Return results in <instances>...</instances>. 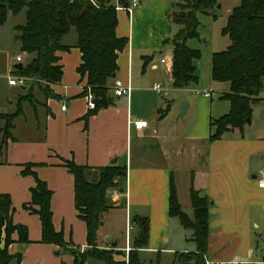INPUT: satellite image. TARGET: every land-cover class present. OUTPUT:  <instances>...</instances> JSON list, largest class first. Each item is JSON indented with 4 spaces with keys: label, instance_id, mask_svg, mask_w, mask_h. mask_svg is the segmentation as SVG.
<instances>
[{
    "label": "crops",
    "instance_id": "1",
    "mask_svg": "<svg viewBox=\"0 0 264 264\" xmlns=\"http://www.w3.org/2000/svg\"><path fill=\"white\" fill-rule=\"evenodd\" d=\"M139 1V7L132 13L117 11L116 35L128 41L117 56V70L110 82L111 101L107 107L85 117L90 109L86 97L79 95L85 80L80 81L76 71L81 54L75 47L76 39L69 41L64 36L62 42L70 48L57 52L63 74L58 84L50 85L59 99H47L43 111H35L23 103L22 114L13 120L11 138L2 140L0 135L3 154L0 193L10 196L13 223L27 228L29 240L25 245L13 242L8 250L11 254L21 253L20 264L63 263L54 255L59 251L58 246L40 242L38 216L23 208L30 201V189L35 185L32 175L21 174L23 165L35 164L32 170L52 192L54 229L62 231L65 242L87 247L86 226L74 207L73 176L62 165V160L72 159L79 165L102 167L112 165L110 162L117 159L113 165L126 168V187L115 195L110 192L112 207L103 215L101 227H105L108 216L124 219V244L108 230L102 232V239L100 227L98 247L121 251L125 259L133 249L137 232L133 218L146 217L148 241L138 250L143 264H182L177 253L193 250V243L187 240L179 221L169 216L168 199L172 179L182 205L176 175L184 173L187 204L190 205L191 186L201 197L209 199L207 264L263 262L264 189L259 188L258 179L264 170V96L252 106L251 120L241 131L233 128L220 139L210 140V120L222 116L230 108L229 101L221 97L228 91V83L211 79L220 89L217 102L213 101L211 91L208 97L192 95L195 89L205 86H199L195 61L198 82L174 88L171 83L173 48L164 40L172 38L179 29L169 13L181 0H172L174 4L170 6L167 3L170 0ZM222 2L219 0L220 7ZM239 2L229 6L227 17ZM12 71L7 67L3 73L8 90L16 88L7 80ZM114 79L129 84L130 94L115 95ZM154 83H160L167 95L156 92ZM16 90L12 92L16 109H6L0 98V114L18 109ZM182 101L187 102L188 107L180 117ZM63 103L65 110L61 109ZM175 119L182 120L184 125L175 123ZM135 120H144L147 124L136 129L132 123ZM3 125L0 118V130ZM23 132L25 136L16 137ZM183 157H186L184 166ZM128 230L133 231L132 238ZM13 239H17L16 234ZM126 247L130 248L128 253ZM68 256L64 263L70 264L73 258Z\"/></svg>",
    "mask_w": 264,
    "mask_h": 264
},
{
    "label": "trees",
    "instance_id": "2",
    "mask_svg": "<svg viewBox=\"0 0 264 264\" xmlns=\"http://www.w3.org/2000/svg\"><path fill=\"white\" fill-rule=\"evenodd\" d=\"M128 5L129 0H118ZM219 0H181L174 4L169 13L170 19L179 25V29L165 43L173 48L171 80L174 88H185L198 82L195 61L200 53L188 46L187 41L198 37L199 21L197 12L216 17L214 11ZM115 0H0V25L4 24L8 13H24L25 21L15 25L18 32L20 51L30 59L22 63L20 69L13 68L14 75L25 76L30 81L20 88L27 90L18 95V109L10 114H0L4 125L0 133L4 140L11 138L13 120L22 114V104H29L34 110L45 107L49 98L59 99L50 87L58 84L63 71L58 63V51L69 50L63 44V37L71 30L75 31V47L80 51V64L76 71L80 81L85 80L80 96L89 92L93 96L94 107L85 117L96 113L109 105L110 82L117 70V56L127 44L126 37L116 35L117 12ZM221 33L230 43L221 51L212 53L211 79L226 82L229 89L221 97L228 100L230 108L222 116L211 119L210 140H218L228 130L240 131L250 122L252 106L261 100L264 79V0H240L227 17ZM42 94L40 101L35 96L34 87ZM45 164V163H42ZM41 164V165H42ZM68 172L73 176L74 207L77 216L86 226L87 247L80 252L73 243L65 242L62 231H56L52 222V192L45 181L39 179L32 170L33 163L23 165L21 174L32 175L35 185L30 189V201L23 205L36 214L41 226V243L57 245L65 249L73 258L70 264H86L89 259L103 264H143L139 249L148 241V218L134 217L137 232L133 240V249L128 253V261L117 260L114 248H100L97 235L103 223V215L112 207L109 191L117 189L123 192L126 187V168L117 165L92 167L76 164L72 159L62 160ZM192 215L181 208L174 181L169 187L168 211L170 217L178 218L181 226L189 231L188 241L195 247L189 252L177 253L182 264H207L208 209L209 199L201 197L192 186L189 190ZM13 207L8 194L0 193V264H20L21 253L11 254L8 250L13 242L25 245L29 243L27 228L15 224L12 220ZM17 239H13V235ZM67 264V263H62ZM209 264H264L260 263H209Z\"/></svg>",
    "mask_w": 264,
    "mask_h": 264
},
{
    "label": "rangeland",
    "instance_id": "3",
    "mask_svg": "<svg viewBox=\"0 0 264 264\" xmlns=\"http://www.w3.org/2000/svg\"><path fill=\"white\" fill-rule=\"evenodd\" d=\"M222 1H223L222 6L220 8L216 7L214 11V14L216 15L215 18H213L210 15L204 14L202 12H197V18L199 21L198 37L191 38L187 41L188 46L194 49H197L200 53L199 59L196 60L197 69L199 73V81H200L199 86L202 87L203 85H205L204 88L206 89L199 87L198 90L211 91L212 99L214 102H217L219 99L220 89L218 86H215L212 84L211 71H210L211 70V57H212V53L224 50L226 46H228V44L230 43L229 38L226 35H223L221 33V30L226 24V17H227V12L229 10L228 9L229 6H234L235 4L239 2L237 0H222ZM167 3L170 6L172 3L174 4V1L170 0ZM173 8H175L174 5H173ZM24 21H25V17H24L23 12L17 15H12L11 13H8L5 23L0 25V98L4 100V106L8 110L16 109V104L14 102L15 95L12 94V92L15 93L14 91L17 89L16 91H17V97H18L19 94H22L27 90V88L25 90H22L18 86H16V88L8 90L6 87V80L3 78V73L6 71L7 67L9 69H13V65L15 63L26 62L27 60L30 59V56L26 54L24 55V53L20 51L19 41L16 40L18 32L14 28L15 25L22 24ZM65 37L69 39V41L71 39L75 40L76 39L75 31L71 30L69 33L65 35ZM17 55L21 56V59H22L21 61L16 60ZM156 55H159V52ZM12 74L14 73L12 72ZM30 80L31 79L29 78L27 79V81H30ZM34 91H35V96L37 97V99L42 101L43 96L38 91L37 86L34 87ZM192 95L198 96L195 92H192ZM260 96H264V79H263V89L261 91ZM38 109L39 111L40 110L43 111V108L41 106H38L37 110ZM181 121L182 120L180 119H175V123L179 125H184V122H181ZM0 135H1V139L4 140V135L2 133ZM23 136H25L24 132L16 134V137L18 138H22ZM3 148H4V145H2L1 151H3ZM185 159L186 157L182 158L183 160L182 166H184ZM1 162H3L2 152H0V163ZM176 180H177V185H178V193H179L180 201L182 203L181 208L184 212H186L188 215L191 216L192 208H191V205L187 204V201H188L187 188L184 182L185 174L177 173ZM175 189L177 193L176 186H175ZM114 190L117 193L119 192L117 189H111L109 191V194L110 192H113ZM108 217H109L107 218L108 222L105 224V227L100 228L99 236L101 237L102 232H104V230L106 231L108 230V232L110 233L112 232V234L113 233L115 234V237H117L120 240L121 244H124V239H125L124 219L117 220L113 218L114 216H108ZM173 220L175 222L179 221L178 218H175V217H173ZM182 229H183L184 235L188 238L189 231L185 230L183 227ZM129 233L131 234V238H132L133 231L128 230V235ZM101 242H104V241H101ZM130 244H132L131 241H130ZM191 247L194 248L195 245L193 244V246L191 245ZM54 255L59 261L62 260L63 263L66 262L69 258L68 252L65 249L60 248V247H59V251L57 250L54 252ZM115 258L117 260L122 259L123 254L115 253ZM11 264H15V260H13ZM86 264H103V262L98 261V260L89 259Z\"/></svg>",
    "mask_w": 264,
    "mask_h": 264
},
{
    "label": "built area",
    "instance_id": "4",
    "mask_svg": "<svg viewBox=\"0 0 264 264\" xmlns=\"http://www.w3.org/2000/svg\"><path fill=\"white\" fill-rule=\"evenodd\" d=\"M140 5V1L139 0H129V4L128 5H122L118 2V0H115V5L114 8L116 11H125L127 13H132V11L134 9H136L137 7H139ZM17 61H21V56L18 55L16 58ZM165 59H161V62H164ZM27 77L25 76H18V75H13L10 74L7 76V80H8V84L12 85V86H22L26 83L27 81ZM112 89L115 95L117 96H121V95H129L130 91H131V86L129 84H124L121 80L119 79H114L113 84H112ZM153 89L158 92L161 95H167V90L164 89L160 83H154L153 85ZM194 92L197 95H203L208 97L210 95V91H201L198 89H195ZM86 100H87V106L89 109H92L94 107V101H93V96L92 94L89 92L86 96ZM66 105L65 103H63L61 105V109L65 110ZM132 123L134 124V127L136 129H141L143 127L146 126L147 122L144 120H135L132 121ZM258 186L261 189H264V170L261 172L260 177L258 179ZM116 191L114 190L112 192V195H115ZM128 228L131 229L132 225L131 223L128 224ZM86 249V246H80L79 250L80 252H83ZM130 250L129 247L125 248V251L128 253V251ZM125 261H128V255L125 258Z\"/></svg>",
    "mask_w": 264,
    "mask_h": 264
},
{
    "label": "water",
    "instance_id": "5",
    "mask_svg": "<svg viewBox=\"0 0 264 264\" xmlns=\"http://www.w3.org/2000/svg\"><path fill=\"white\" fill-rule=\"evenodd\" d=\"M217 8H220V5L218 4L217 5ZM22 67V63H17L16 65H14V68L15 69H20ZM115 77V74H113L112 75V78H114ZM110 101H111V99H109ZM187 107H188V103L187 102H185V101H182L181 103H180V113H179V116L180 117H182L184 114H185V112H186V110H187ZM116 160L117 159H113L111 162H110V164H115L116 163Z\"/></svg>",
    "mask_w": 264,
    "mask_h": 264
}]
</instances>
